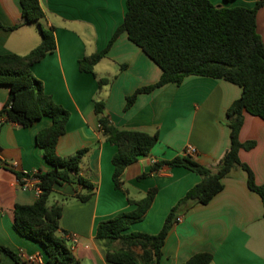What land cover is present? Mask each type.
<instances>
[{
	"label": "crops",
	"instance_id": "0c3cea01",
	"mask_svg": "<svg viewBox=\"0 0 264 264\" xmlns=\"http://www.w3.org/2000/svg\"><path fill=\"white\" fill-rule=\"evenodd\" d=\"M126 0H39L44 18L39 24L54 26L56 47L31 65L43 91L69 112L65 132L56 145L60 156L89 148L80 163L79 174L94 184L84 202L73 198L87 189L77 183L53 186L48 204L67 196L60 225L67 232L69 247L77 264H114L105 260L104 248L95 238L96 226L119 212L135 208L132 201L144 197L149 188L157 192L145 216L125 232L157 233L170 209L200 176L182 166H161L148 172L152 162L185 154L188 146L199 163L215 165L230 143L226 110L239 97L241 88L229 81L202 75H187L180 84L166 83L136 96L124 109L126 97L137 88L155 83L161 69L133 42L126 32L115 38L93 73L80 71L78 61L106 47L122 22ZM215 6L252 7L256 0H209ZM20 0H0V54L25 55L40 42L37 23L21 24ZM256 30L264 43V4L256 11ZM103 82H100L102 81ZM9 87L0 84V109ZM102 100L112 124L122 129L158 132V140L147 156H139L122 173V189L112 181L111 158L116 146L106 140L94 112V101ZM42 117L30 126L0 121V244L11 248L26 264H46L43 246L22 236L14 227L13 207L35 198L32 187L23 189L17 174H31L50 167L36 133L50 124ZM240 141H254L238 157L253 172L255 182L264 184V119L244 114ZM10 166L4 167L2 163ZM223 188L206 204L195 203L179 214L169 228L161 248L159 264H183L192 254L208 252L211 264H264V205L247 186L246 172L235 168L222 178ZM177 216V217H178ZM136 251H139L136 249ZM35 255L38 260H28ZM0 264H16L0 252Z\"/></svg>",
	"mask_w": 264,
	"mask_h": 264
},
{
	"label": "trees",
	"instance_id": "16d2710c",
	"mask_svg": "<svg viewBox=\"0 0 264 264\" xmlns=\"http://www.w3.org/2000/svg\"><path fill=\"white\" fill-rule=\"evenodd\" d=\"M263 4L264 0H256L252 7L215 6L209 0H126L123 20L106 47L79 59V70L93 73L94 65L124 31L128 39L157 64L161 69L159 79L128 95L124 109L133 104L139 93L149 92L166 83L180 84L187 75L220 78L241 88L239 97L226 110L229 147L215 165L201 164L192 156L183 154L170 160L153 161L148 172L137 176L140 179L158 172L163 165L182 166L200 176V181L170 209L157 233L125 232L132 223L145 216L157 192L155 187L149 188L141 199L132 201L135 204L133 210L119 212L97 224L95 238L104 248L106 261L114 264H159L164 239L177 216L195 203H208L223 188L222 178L235 168L246 172L248 188L259 194L264 205V184L255 182L251 169L238 157L240 149L249 150L255 145L252 140L242 142L238 138L245 112L264 119V43L256 30V11ZM20 5V21L7 29L37 23L40 42L25 55L0 54V84L9 87L7 100L0 109V121L26 127L48 117L50 124L36 133L35 140L50 167L33 174L38 179L41 193L32 203L14 205L13 224L19 234L43 246L46 264H77L78 260L69 247L67 232L60 225L63 204L69 197L59 195V199L50 205L48 198L53 193V186L63 182L77 183L87 189L85 194L75 192L73 198L78 202L90 197L95 186L79 174L81 159L89 148L79 149L68 157L60 156L56 151L57 141L65 132L69 112L43 91L41 81L30 69L32 64L55 49L54 26L39 24V20L44 18L39 0H20ZM94 112L106 140L116 146L111 158L112 181L114 187L121 190L124 169L139 156L149 154L158 140V132L150 134L114 126L101 99L94 101ZM24 175L29 174L20 173L17 178ZM56 231L62 234L57 235ZM0 252L16 264H26L7 246L0 244ZM211 261L210 253L197 252L183 264H211Z\"/></svg>",
	"mask_w": 264,
	"mask_h": 264
},
{
	"label": "built area",
	"instance_id": "2783aa9c",
	"mask_svg": "<svg viewBox=\"0 0 264 264\" xmlns=\"http://www.w3.org/2000/svg\"><path fill=\"white\" fill-rule=\"evenodd\" d=\"M196 149L192 146H188L185 150V154L189 155V156H193L196 153ZM37 171L29 174L28 176L24 175L19 179V185H21V187L23 189L32 187L34 189L35 195L36 197L41 193V189L37 186L38 183V179L34 177V173H36ZM181 220V216H178L176 218V221H180ZM28 260H38L37 257L35 255H31L27 258Z\"/></svg>",
	"mask_w": 264,
	"mask_h": 264
},
{
	"label": "water",
	"instance_id": "95a60500",
	"mask_svg": "<svg viewBox=\"0 0 264 264\" xmlns=\"http://www.w3.org/2000/svg\"><path fill=\"white\" fill-rule=\"evenodd\" d=\"M2 165L4 166V167H9L10 165L9 164H7V163H2ZM56 234L57 235H61L62 233L60 232V231H56Z\"/></svg>",
	"mask_w": 264,
	"mask_h": 264
},
{
	"label": "rangeland",
	"instance_id": "374dc122",
	"mask_svg": "<svg viewBox=\"0 0 264 264\" xmlns=\"http://www.w3.org/2000/svg\"><path fill=\"white\" fill-rule=\"evenodd\" d=\"M53 195H54V194L52 193V194L49 196L48 200H51V198H52ZM48 202H49V201H48Z\"/></svg>",
	"mask_w": 264,
	"mask_h": 264
}]
</instances>
